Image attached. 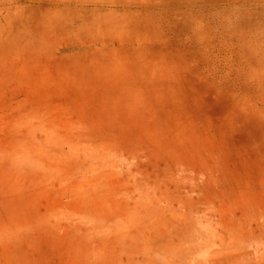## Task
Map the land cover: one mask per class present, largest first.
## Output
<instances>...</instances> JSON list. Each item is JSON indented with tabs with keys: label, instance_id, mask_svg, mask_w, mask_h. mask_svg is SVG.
Masks as SVG:
<instances>
[{
	"label": "rangeland",
	"instance_id": "obj_1",
	"mask_svg": "<svg viewBox=\"0 0 264 264\" xmlns=\"http://www.w3.org/2000/svg\"><path fill=\"white\" fill-rule=\"evenodd\" d=\"M46 1L0 0V264H264V0Z\"/></svg>",
	"mask_w": 264,
	"mask_h": 264
},
{
	"label": "bare ground",
	"instance_id": "obj_2",
	"mask_svg": "<svg viewBox=\"0 0 264 264\" xmlns=\"http://www.w3.org/2000/svg\"><path fill=\"white\" fill-rule=\"evenodd\" d=\"M26 1V0H25ZM31 1H33V2H36V3H39L38 4V6H41V7H45V8H50V6H48V4H49V2H47L46 0L45 1H41V0H31ZM64 4V3H63ZM65 5H66V7L68 8V9H74V8H78V7H80V6H85L86 4L84 3V4H78V3H74V2H72V3H65ZM75 5H76V7H75ZM94 5H98L99 6V4H94ZM130 7V6H129ZM96 9V8H95ZM28 31V30H27ZM200 32V31H199ZM28 33V32H27ZM199 46V45H198ZM199 50V49H198Z\"/></svg>",
	"mask_w": 264,
	"mask_h": 264
}]
</instances>
